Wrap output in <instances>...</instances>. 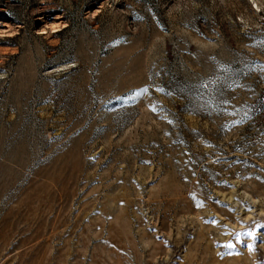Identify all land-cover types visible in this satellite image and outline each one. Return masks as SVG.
<instances>
[{"label":"rangeland","instance_id":"1","mask_svg":"<svg viewBox=\"0 0 264 264\" xmlns=\"http://www.w3.org/2000/svg\"><path fill=\"white\" fill-rule=\"evenodd\" d=\"M0 264H264V0H0Z\"/></svg>","mask_w":264,"mask_h":264},{"label":"bare ground","instance_id":"2","mask_svg":"<svg viewBox=\"0 0 264 264\" xmlns=\"http://www.w3.org/2000/svg\"><path fill=\"white\" fill-rule=\"evenodd\" d=\"M246 217H247V216H246ZM246 217H245V218H246ZM236 220H237V219H236ZM255 249H256V248H255ZM259 256H260V255H259ZM257 257H258V256H257ZM259 259H260V258H259ZM261 263H262V262H261Z\"/></svg>","mask_w":264,"mask_h":264},{"label":"snow or ice","instance_id":"3","mask_svg":"<svg viewBox=\"0 0 264 264\" xmlns=\"http://www.w3.org/2000/svg\"><path fill=\"white\" fill-rule=\"evenodd\" d=\"M205 87H206V85H205ZM235 122H239V121H234V123H235Z\"/></svg>","mask_w":264,"mask_h":264}]
</instances>
